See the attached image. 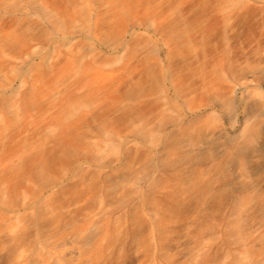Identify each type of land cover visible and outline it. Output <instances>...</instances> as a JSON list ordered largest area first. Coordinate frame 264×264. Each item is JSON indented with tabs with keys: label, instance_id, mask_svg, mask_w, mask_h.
<instances>
[{
	"label": "rangeland",
	"instance_id": "obj_1",
	"mask_svg": "<svg viewBox=\"0 0 264 264\" xmlns=\"http://www.w3.org/2000/svg\"><path fill=\"white\" fill-rule=\"evenodd\" d=\"M260 37L264 0H0V264H264Z\"/></svg>",
	"mask_w": 264,
	"mask_h": 264
},
{
	"label": "crops",
	"instance_id": "obj_2",
	"mask_svg": "<svg viewBox=\"0 0 264 264\" xmlns=\"http://www.w3.org/2000/svg\"><path fill=\"white\" fill-rule=\"evenodd\" d=\"M246 49V48H245ZM244 58L246 60H251L250 61H244L243 65H255L259 66L261 68L262 65H264V38H261L258 40V42L253 45L252 47L249 46V49L246 51L244 54ZM250 80V78L245 77L243 80Z\"/></svg>",
	"mask_w": 264,
	"mask_h": 264
},
{
	"label": "bare ground",
	"instance_id": "obj_3",
	"mask_svg": "<svg viewBox=\"0 0 264 264\" xmlns=\"http://www.w3.org/2000/svg\"><path fill=\"white\" fill-rule=\"evenodd\" d=\"M102 82V81H101ZM170 86V85H169ZM252 86V85H251ZM244 89V88H243ZM178 96V95H177ZM218 107V106H217ZM255 134L256 135H258V132H255ZM249 137H251V134H248L247 135V137H246V140H247V142L248 141H250V138ZM238 149L240 150V151H242L243 153H246L247 152V150H259V151H261V152H263L264 151V140L262 141V142H260L259 143V146H253V145H250V144H246V146H243V147H240V146H238Z\"/></svg>",
	"mask_w": 264,
	"mask_h": 264
}]
</instances>
